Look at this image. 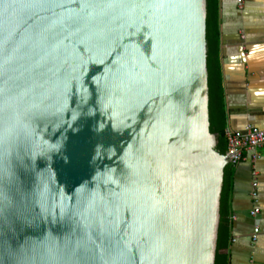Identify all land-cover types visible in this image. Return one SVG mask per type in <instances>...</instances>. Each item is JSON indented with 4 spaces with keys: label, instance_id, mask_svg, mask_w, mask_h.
<instances>
[{
    "label": "water",
    "instance_id": "1",
    "mask_svg": "<svg viewBox=\"0 0 264 264\" xmlns=\"http://www.w3.org/2000/svg\"><path fill=\"white\" fill-rule=\"evenodd\" d=\"M206 17L207 0H0V264H214L231 158Z\"/></svg>",
    "mask_w": 264,
    "mask_h": 264
},
{
    "label": "crops",
    "instance_id": "2",
    "mask_svg": "<svg viewBox=\"0 0 264 264\" xmlns=\"http://www.w3.org/2000/svg\"><path fill=\"white\" fill-rule=\"evenodd\" d=\"M221 56L228 109L227 127L252 123L264 129V0H220ZM261 158L231 166L228 206L229 264H264V147ZM250 155V154H249ZM258 171L256 201L252 171ZM254 209L259 213L253 215ZM260 229L257 242L254 229Z\"/></svg>",
    "mask_w": 264,
    "mask_h": 264
},
{
    "label": "trees",
    "instance_id": "3",
    "mask_svg": "<svg viewBox=\"0 0 264 264\" xmlns=\"http://www.w3.org/2000/svg\"><path fill=\"white\" fill-rule=\"evenodd\" d=\"M221 16L220 0H207L206 41L207 72L209 89L210 132L218 138L216 151L220 155L227 153L225 129L228 125V109L224 86V72L221 56ZM231 164L224 169L223 186L220 199V225L217 239L216 258L214 264H229V232L228 206L232 192Z\"/></svg>",
    "mask_w": 264,
    "mask_h": 264
},
{
    "label": "built area",
    "instance_id": "4",
    "mask_svg": "<svg viewBox=\"0 0 264 264\" xmlns=\"http://www.w3.org/2000/svg\"><path fill=\"white\" fill-rule=\"evenodd\" d=\"M241 7L244 6L246 0H238ZM225 137L227 140V155L231 158V165L236 166L250 159L256 163L261 155L259 150L264 147V129L253 125L252 123L245 124L242 128L225 129ZM250 154V155H249ZM252 198L256 201L258 188V171L253 168L252 171ZM259 213V209H254L252 214ZM260 229H254L253 241L257 242Z\"/></svg>",
    "mask_w": 264,
    "mask_h": 264
},
{
    "label": "clouds",
    "instance_id": "5",
    "mask_svg": "<svg viewBox=\"0 0 264 264\" xmlns=\"http://www.w3.org/2000/svg\"><path fill=\"white\" fill-rule=\"evenodd\" d=\"M7 256H8V258H9V260H12V259L15 258V254H14L12 251H9V252L7 253Z\"/></svg>",
    "mask_w": 264,
    "mask_h": 264
}]
</instances>
